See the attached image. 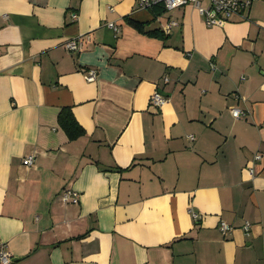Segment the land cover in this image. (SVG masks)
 I'll list each match as a JSON object with an SVG mask.
<instances>
[{
  "label": "crops",
  "instance_id": "1",
  "mask_svg": "<svg viewBox=\"0 0 264 264\" xmlns=\"http://www.w3.org/2000/svg\"><path fill=\"white\" fill-rule=\"evenodd\" d=\"M163 10L0 0V249L13 264H264V0L225 27L194 5L165 23ZM65 107L78 140L59 124ZM67 188L78 205L62 202Z\"/></svg>",
  "mask_w": 264,
  "mask_h": 264
},
{
  "label": "built area",
  "instance_id": "2",
  "mask_svg": "<svg viewBox=\"0 0 264 264\" xmlns=\"http://www.w3.org/2000/svg\"><path fill=\"white\" fill-rule=\"evenodd\" d=\"M141 9H154L156 7L162 8L166 11H173L178 8L194 5L200 15L204 17L205 23L208 27H225L230 22H232L235 16L248 10L255 0H136ZM178 23L170 22L167 26V32L170 33L172 28L177 26ZM109 28L118 31L119 28L116 24L110 23ZM83 42L82 39L71 40L66 43L65 48L71 52H78L82 50ZM85 79L89 83L96 82L98 79V72L95 69H89L85 72ZM168 80V79H166ZM168 99L162 95L160 92L156 91L151 98V105L154 108L160 109L166 103ZM233 116L240 120L247 116L246 111L236 108L232 110ZM192 140L195 139L194 136L190 137ZM35 155L29 156L24 160V164L27 167H32L35 161ZM263 155L257 153L254 158V162L261 161ZM248 171L252 176L256 175V170L254 166H249ZM61 200L66 205H78L80 203V194L73 189H65L61 193ZM196 219H199V215L193 213ZM251 229V224L247 223L245 226V231L249 232ZM220 230L224 235H228L232 232L233 228L225 221L220 224ZM14 259L6 246H2L0 249V264H13Z\"/></svg>",
  "mask_w": 264,
  "mask_h": 264
},
{
  "label": "trees",
  "instance_id": "3",
  "mask_svg": "<svg viewBox=\"0 0 264 264\" xmlns=\"http://www.w3.org/2000/svg\"><path fill=\"white\" fill-rule=\"evenodd\" d=\"M165 11L166 10H163V12ZM128 23L137 31L146 34L150 37H155L160 39H166L168 37L162 28L150 29L148 23L139 22L130 18H128ZM59 124L61 125L63 130H65L71 141L78 140L86 135V130L77 121L73 109L71 107L63 108V110L59 115Z\"/></svg>",
  "mask_w": 264,
  "mask_h": 264
},
{
  "label": "rangeland",
  "instance_id": "4",
  "mask_svg": "<svg viewBox=\"0 0 264 264\" xmlns=\"http://www.w3.org/2000/svg\"><path fill=\"white\" fill-rule=\"evenodd\" d=\"M170 15V11H165L163 14V18H161L162 22L165 23V19ZM160 19V17H159ZM159 26V25H158Z\"/></svg>",
  "mask_w": 264,
  "mask_h": 264
},
{
  "label": "water",
  "instance_id": "5",
  "mask_svg": "<svg viewBox=\"0 0 264 264\" xmlns=\"http://www.w3.org/2000/svg\"><path fill=\"white\" fill-rule=\"evenodd\" d=\"M19 259H14V261H18Z\"/></svg>",
  "mask_w": 264,
  "mask_h": 264
}]
</instances>
